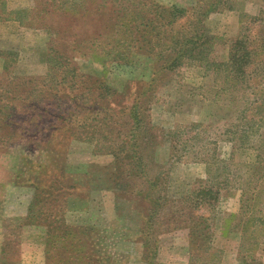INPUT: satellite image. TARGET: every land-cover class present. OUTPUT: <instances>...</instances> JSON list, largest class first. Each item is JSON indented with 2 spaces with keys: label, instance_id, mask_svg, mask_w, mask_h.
I'll return each instance as SVG.
<instances>
[{
  "label": "rangeland",
  "instance_id": "1",
  "mask_svg": "<svg viewBox=\"0 0 264 264\" xmlns=\"http://www.w3.org/2000/svg\"><path fill=\"white\" fill-rule=\"evenodd\" d=\"M1 1L0 18L16 12L14 17L23 19V24L0 20V264H145L143 255L154 251L140 241L137 199L131 196L123 203L124 195L113 189L117 172L113 157L96 152L92 143L63 136L57 124L50 128L37 119L51 112L49 106L41 105L53 103L63 92L45 79L48 68L54 70L51 75L60 76L67 72L59 68L64 64L92 81L75 84L70 97L85 87L105 96V89H110L113 95L103 98L104 102L95 99L94 105L108 107L104 113L115 126L123 122L135 127L132 117L123 116L130 104L147 110L139 115L141 126L151 134L144 140V163H149L146 177L138 178L143 196L153 192L145 182L159 174L167 183L162 195L178 204V198L207 180L228 176L229 188L220 191L213 213L203 207L194 214L210 217L215 261L207 257L205 264H240V238L221 235L222 224L230 217V225L240 229L249 219L255 224L264 220V123L239 147L223 131L241 126L234 119L247 105L254 106L259 94L254 98L248 92L239 98L234 90L218 93L224 86V71L205 70L190 60L170 64L166 56L171 35L191 18L181 19L171 30V19L163 14L160 26L157 15L169 6L195 9L196 32L214 37L208 58L218 65L226 61L229 42L251 19L257 20L250 25L253 34L264 33V0H220L218 4L217 0ZM71 3H81L86 11H77L79 7L73 5L72 10ZM146 10L153 12V21L144 28ZM132 36L141 43L137 52L128 45ZM259 80L255 77L252 83ZM91 96L97 97L95 92ZM11 104L16 105L15 112L23 114L25 109L32 118L17 126L19 131L2 120L11 113L4 106ZM66 127L72 126L68 122ZM178 130H182L180 142L173 143V132ZM181 209L186 210L184 205ZM163 211L171 220L175 204ZM176 222L186 226L188 219ZM45 225L51 226L48 236ZM24 227L40 228L43 243L48 242L43 256L35 259L32 248L27 254L31 260L23 262L18 245L13 244H19ZM40 229H26L24 236L36 238ZM253 239V260L243 262L264 264V235L255 232ZM157 240L155 264H188L186 230L164 226ZM5 241L8 245L1 253ZM195 260L192 264H200Z\"/></svg>",
  "mask_w": 264,
  "mask_h": 264
},
{
  "label": "trees",
  "instance_id": "2",
  "mask_svg": "<svg viewBox=\"0 0 264 264\" xmlns=\"http://www.w3.org/2000/svg\"><path fill=\"white\" fill-rule=\"evenodd\" d=\"M224 1L227 2V0H222V3ZM2 2L3 1L0 0V4ZM218 3H220V0L215 2V4ZM72 5L75 8L76 6L79 7L76 9L77 11H86L85 7H82L81 3L78 5L71 3L70 7L74 10L75 8ZM194 12L195 9L186 10L175 6H169L167 8H163L162 13H158L159 15L157 16L159 21L157 22L160 23V26L162 25L161 17L163 14L171 19L170 22L168 21V24L171 25V30L172 26L178 23L181 19L185 17L191 18L187 21V26L180 27L175 30L176 32H174L173 35H171V49L166 58H170V64H183L190 60L197 61L198 67L205 70L213 69L216 72L224 71L226 73L224 75V86L228 85V87L225 88L223 86V88H218V93L227 91L232 92L234 90L239 94V98L246 93L248 95V92L249 95H253L254 98L257 94H259L256 104H254V106L253 104L247 105L245 110L239 112V115L234 119V121L239 122L241 126L233 125L223 131V135L232 139L231 143L233 146H242L248 142L249 135L256 131V128H259V126L264 123V33L260 36L253 34L254 32L251 30L250 25L257 20L255 18L251 19L248 25L243 27L240 34L229 42L226 61L217 63L218 65H214V62L208 58L210 51L214 46V37L208 36L205 33L196 32L197 26L196 20L193 18ZM152 13V11L146 10L145 14L148 18L141 24L142 27L146 28L151 25V22L153 21V18L151 17ZM15 14L16 12L13 13L12 16L8 12L6 14L7 16L5 18H0V20L17 21L19 25H22L23 19L14 17ZM26 20L27 19L24 21L26 22ZM40 27L46 31L49 30L48 27H46V29L44 28L45 26L40 25ZM259 33L261 32L259 31ZM128 43V45L132 46V50L136 52L141 49L140 40L137 38L135 39L134 36L130 38ZM134 51L133 53H135ZM221 64L225 67L221 68ZM253 64L257 65L254 66ZM69 67V64L61 65L59 68L64 71L67 70V72L60 76L51 75L54 70H51L52 67L48 68L49 77L45 79L50 82L51 86H54L59 90H63V92L54 100L53 103L46 102V104L41 105L49 106L51 112L41 114L37 117V119L42 125L50 128L51 126L57 124L59 127L57 130L61 131L63 136L68 135L76 142L92 143L96 152L113 157L115 161L114 169L117 170L114 174L116 176V182L113 180V189L124 195L121 196L123 203L124 201L129 202L131 196L137 199L138 205L136 208L137 211L139 212L140 210L139 213H141L139 226L137 228L140 233V241L144 247L148 245L154 248L152 254L143 255V262L145 264L156 263L153 261H155L158 250L157 237L161 229H164V226L165 229L168 230L170 225L171 231L183 229L188 232V264H192V260L194 258H196L195 261L200 262V264H205L207 257L209 261H215V251L212 247L213 237L211 232L210 217H206L205 215H196L194 213L198 210V208L203 207L208 208V210L213 213L216 203L220 197V191L229 188L228 185L230 182L228 176H217L213 182L212 179L209 181L207 180L204 183V186L193 188L188 195L178 198V204L173 202L175 199L170 201L165 197V195H162L164 194L163 187H166L167 183L165 179H162L161 174H159L155 178L150 179L147 183L145 182L147 188L153 189L151 190L153 192H149L147 193V196H143L142 192L138 190L140 184L138 182V178L146 177L145 165L149 163H144V158L146 157V155L143 154L144 140L146 137L151 136V134L148 133L149 129H146L143 125L141 126L142 118H140L139 115L141 112H147V110L136 106V104H130L127 114H124L123 116H125L124 118L132 117L135 127L129 128L128 124L123 122L115 126L111 117L104 113L108 110V107L102 106V108H99L94 105L95 99L102 102L103 98L111 97L113 93H111L110 89H105L107 92V96H105L104 93H98V90H91L89 87H85L81 92L76 90V97H70V90L75 84H86V82L92 81L89 77L77 72V69L74 66ZM255 77L260 78L257 82L258 85H254L252 83ZM93 92H95L97 96L94 99L91 96ZM55 95L56 94H54V96ZM234 99L235 97L232 96L231 101H234ZM7 105L4 107L10 108L11 113L6 114L2 120L3 123L6 122V125L11 126L13 131H19L17 126L24 125L26 122L29 123L32 120L30 117L31 115L26 114L25 109H23V114H19L20 112L17 113L19 110L16 112L14 110L16 107L15 104H11L10 106ZM53 105L54 107H52ZM244 107L245 106L242 108L244 109ZM53 108L58 109L53 110ZM76 108L78 110H74ZM81 109L84 113L79 112L82 111ZM68 122L72 126L69 129L66 127ZM191 128L193 129L194 126ZM135 130L138 131L139 135L135 134ZM173 133L174 138H172L171 141H173V143L180 142L178 138L182 135V130H178ZM186 143L187 142H184V144ZM212 161L214 160L212 159ZM205 163L210 165L207 160H205ZM34 176H36V173ZM143 203L146 205L144 210L142 207ZM173 203L175 204V211H173L174 214L171 216V220H169L170 218L167 217L165 213L166 211H163V209L170 204L172 206ZM182 205L185 206L186 210L181 209ZM49 216L51 217V215ZM162 216H164V218ZM182 217H186V219H188L186 226H182L176 222ZM229 218L230 217L223 221V232L221 235L224 237L229 234L239 236L240 242L237 248V255L240 264H244L243 261L245 259L252 261L253 256H251V249L256 245L253 236L255 232L264 235L263 218H260V220H258L259 223L257 224L254 223V220L250 219L246 222H242L240 229L237 224L230 225ZM50 227L51 226L49 225H45V228L47 229V236L51 231L49 230ZM46 241L47 239L45 240L44 245L47 244L48 241ZM7 245L8 241H5L1 253H3ZM16 245L19 247V244H13L14 247ZM147 256H150V258Z\"/></svg>",
  "mask_w": 264,
  "mask_h": 264
},
{
  "label": "crops",
  "instance_id": "3",
  "mask_svg": "<svg viewBox=\"0 0 264 264\" xmlns=\"http://www.w3.org/2000/svg\"><path fill=\"white\" fill-rule=\"evenodd\" d=\"M24 228L25 229H23V232H22V235H21L22 237L20 236V238H19V257H20V259L23 260V262L26 261L27 259L31 260L30 255L27 256V254L31 252L29 250L32 249V248H34L33 251L36 252V256L37 257L35 259H38V255L40 256V254H41V256H43V247H44L43 239H42V237H40V236H43V232H42V230L40 228H37V227L36 228H34V227H27V228L24 227ZM26 229H28V230L29 229H37V230H39L40 229L41 232H40L39 236H36V238H26L24 236L25 235L24 231ZM34 244H35V247H34ZM41 251H42V253H40ZM183 264H185V263L183 262Z\"/></svg>",
  "mask_w": 264,
  "mask_h": 264
}]
</instances>
